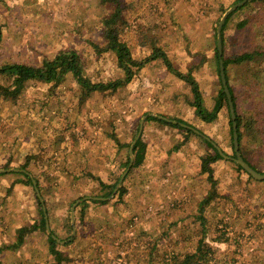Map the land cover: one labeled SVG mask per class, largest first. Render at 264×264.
I'll use <instances>...</instances> for the list:
<instances>
[{
    "label": "rangeland",
    "instance_id": "1",
    "mask_svg": "<svg viewBox=\"0 0 264 264\" xmlns=\"http://www.w3.org/2000/svg\"><path fill=\"white\" fill-rule=\"evenodd\" d=\"M233 1L125 0L120 38L140 63L129 81L85 95L67 73L58 84L29 81L15 99L0 95V264H56L49 233L64 256L59 264H163L193 252L202 238L211 246L210 264H264V180L236 167L227 102L214 113L221 85L216 28ZM256 5L237 11L227 38L249 40L250 31L234 25ZM112 8L106 0H0V65H41L72 49L83 78L124 80L115 54L102 49V20ZM152 44L175 72L151 56ZM253 66L229 67L244 116L258 103L264 108V64L258 72ZM192 82L202 116L192 106ZM6 84L0 76V92ZM140 124L143 146L130 154ZM195 130L227 156L210 164L211 175L200 163L214 150ZM253 142L243 138V155L264 173V143ZM127 158L132 163L123 169ZM40 208L45 230L36 226L16 244L17 229L36 225Z\"/></svg>",
    "mask_w": 264,
    "mask_h": 264
},
{
    "label": "trees",
    "instance_id": "2",
    "mask_svg": "<svg viewBox=\"0 0 264 264\" xmlns=\"http://www.w3.org/2000/svg\"><path fill=\"white\" fill-rule=\"evenodd\" d=\"M239 0H234L237 2ZM107 5L112 6L110 13L106 14L103 17L102 24L104 29L102 49L106 51H112L117 59L118 67H120L126 74L124 80H116L114 82H108L106 85L104 83H93L88 79L82 77V61L81 57L75 50L72 49H63L59 51L53 58L45 59L41 65H32L26 63H17V62H8L0 65V76H2L7 84L1 88L0 95L3 98L10 96L11 98H17L20 94L21 89L29 81H54L56 84L61 83L64 80V76L67 73H71L73 77L80 84L81 89L85 92V95H88L89 92L99 91L100 89L116 88L118 85L124 84L126 81H129L133 75L132 67H138L140 65L139 61L135 60L131 56L130 49L125 41L121 40L120 33L123 27L127 23V19L124 13L125 0H106ZM163 5H165L168 0H163ZM251 4H257L255 9L256 11L253 14H249L246 17H242L240 20L237 19L235 23V29L237 31H242L243 34L249 32V40L242 43L240 40H236L233 37L227 38L225 33L227 28V23H229L234 16L237 15V11H243L245 8L249 7ZM238 17V16H237ZM2 38L1 27H0V41ZM221 43H222V59L224 64V72L227 81V85L231 92L233 98V104L236 114V124H237V133L239 141V150L243 159L256 171L260 172L257 167L252 164L244 155H243V138H248L253 140V144L258 143L259 146L263 145V140L260 142V139L264 137V108L261 107V103H258L253 110L249 111V114L244 116L238 113L237 105L235 103V95L233 94L232 88L229 86V67L233 66H243V67H254L256 65V71L258 72L257 66L264 64V0H251L246 2L242 7H239L237 10L231 12L225 19L222 30H221ZM228 45V46H227ZM240 45L241 47L237 50L229 52L230 46ZM151 56L160 57L166 66V69L169 72H175L173 68L171 59L167 53L159 46L155 44L151 45ZM214 57L217 63V71L219 73L218 66V51L216 46L214 47ZM221 84V82H220ZM193 94V106H196V113L202 116V98L199 95V89L195 82H192ZM83 95V94H82ZM217 101L215 105V111H217L222 103L227 102L224 92L222 91V85L217 92ZM147 119H156L160 122L169 124L171 126L179 127L187 133H193L194 129L179 124L177 122L166 121L163 119H158L154 117H147ZM229 125L232 121L229 119ZM260 126V131L257 129ZM231 142H232V128L230 129ZM202 140L214 150V154H206L201 157L200 167L203 172H207L208 175H211L210 164L215 162L217 159L222 158L223 154L215 148L214 143L206 139L203 136H200ZM138 140V139H137ZM233 145V144H232ZM143 146L141 141L138 140L133 145V152L137 155L138 148ZM129 156V153H128ZM129 158L125 162L121 163L123 169L128 165ZM137 161L134 163V166L137 165ZM236 167L244 171L239 164L236 163ZM245 172V171H244ZM246 173V172H245ZM24 175L27 179L31 180L29 173L24 172ZM248 175V174H247ZM249 178H252L248 175ZM254 179V178H252ZM38 186V185H37ZM123 188L120 189L119 194L123 193ZM103 202V200L101 201ZM39 203V202H38ZM40 218L37 224L32 226H22L17 229V239L16 244H21L26 236L35 229L36 226H40L45 230V213L42 208H40ZM47 239L50 242V252L53 254L54 259H56V264H59L60 261L64 259L63 254L55 249L56 240L49 233ZM213 259L211 254V246L202 238L197 242V247L193 252H188L180 256H171L168 261L163 262V264H210V261Z\"/></svg>",
    "mask_w": 264,
    "mask_h": 264
},
{
    "label": "water",
    "instance_id": "3",
    "mask_svg": "<svg viewBox=\"0 0 264 264\" xmlns=\"http://www.w3.org/2000/svg\"><path fill=\"white\" fill-rule=\"evenodd\" d=\"M251 0H240L238 2H236L235 4H233L231 7H229L224 14L222 15V17L219 20V23L217 25L216 28V48L218 51V66H219V77H220V81H221V85H222V91L225 94L226 100H227V105H228V109H229V114H230V120L232 121L231 126H232V143H233V151H234V158L233 160L240 165V167L248 174L250 175L252 178L257 179V180H264V173H260L258 171H256L254 168H252L242 157L240 150H239V141H238V133H237V124H236V114H235V109H234V105H233V100H232V95L230 93L229 87L227 85V81H226V77H225V72H224V64H223V59H222V43H221V30H222V25L226 19V17L233 12L234 10L238 9L239 7H242L244 4H246V2H249ZM140 129L139 128V132L136 135L135 139L133 140L132 144L130 145L129 148V153H132V147L134 142L136 141V139L139 136L140 133ZM197 133L198 131L195 130ZM208 139V137H206ZM219 150V149H218ZM221 152V151H220ZM222 153V152H221ZM132 163V158H130L129 164L127 169L129 168V166ZM125 173V172H123ZM124 175V174H123ZM123 177V176H122ZM33 184L35 186V183L33 181ZM35 191H37L36 186H35ZM39 196V194H37ZM46 227H47V223H46ZM54 238V236H53Z\"/></svg>",
    "mask_w": 264,
    "mask_h": 264
},
{
    "label": "crops",
    "instance_id": "4",
    "mask_svg": "<svg viewBox=\"0 0 264 264\" xmlns=\"http://www.w3.org/2000/svg\"><path fill=\"white\" fill-rule=\"evenodd\" d=\"M237 10V9H236ZM220 78V77H219ZM196 81V80H195ZM218 92V91H217ZM231 93V92H230ZM232 100H233V98H232ZM234 105V104H233ZM192 106H193V104H192ZM228 106V105H227ZM143 117H154V118H158V119H163V120H166V121H172V122H174L173 120H171V119H168V118H166V117H164V116H161V115H155V114H145ZM159 121V120H158ZM183 125V124H182ZM184 126H186V125H184ZM187 127H189V126H187ZM139 128H141L142 129V124H140L139 125ZM190 128H192V127H190ZM231 128H232V126H231ZM140 129V130H141ZM192 129H194V128H192ZM139 132V131H138ZM138 134V133H137ZM136 134V135H137ZM198 134L200 135V136H203V137H205L206 138V136L204 135V134H202V133H200V132H198ZM139 135H140V133H139ZM136 137V136H135ZM138 138H139V136H138ZM137 138V139H138ZM135 139V138H134ZM137 139H136V141H137ZM207 139V138H206ZM135 141V142H136ZM135 142H134V144H135ZM132 144V143H131ZM133 144V145H134ZM132 149H133V147H132ZM132 152H133V150H132ZM241 153V152H240ZM223 154V153H222ZM222 157H227V156H225L224 154H223V156ZM214 163V162H213Z\"/></svg>",
    "mask_w": 264,
    "mask_h": 264
}]
</instances>
